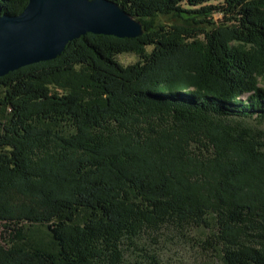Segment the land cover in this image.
<instances>
[{
  "label": "trees",
  "instance_id": "trees-1",
  "mask_svg": "<svg viewBox=\"0 0 264 264\" xmlns=\"http://www.w3.org/2000/svg\"><path fill=\"white\" fill-rule=\"evenodd\" d=\"M113 1L141 37L87 33L0 77V264H129L125 244L167 226L264 264V0Z\"/></svg>",
  "mask_w": 264,
  "mask_h": 264
},
{
  "label": "water",
  "instance_id": "water-1",
  "mask_svg": "<svg viewBox=\"0 0 264 264\" xmlns=\"http://www.w3.org/2000/svg\"><path fill=\"white\" fill-rule=\"evenodd\" d=\"M87 33L138 38L140 20L113 0H29L21 14L0 4V77L60 56L68 43Z\"/></svg>",
  "mask_w": 264,
  "mask_h": 264
},
{
  "label": "rangeland",
  "instance_id": "rangeland-1",
  "mask_svg": "<svg viewBox=\"0 0 264 264\" xmlns=\"http://www.w3.org/2000/svg\"><path fill=\"white\" fill-rule=\"evenodd\" d=\"M165 25H188L184 19L163 17L159 21ZM124 65L138 60L134 53L118 56ZM260 86L264 80L260 79ZM252 125L264 128V123L250 121ZM209 234L208 229L199 227L176 228L167 226L159 231H148L135 240L125 244V257L129 264H227L220 252L207 250L202 241ZM0 228V242L6 237ZM30 241L41 242L51 246V234L46 226H33L27 231Z\"/></svg>",
  "mask_w": 264,
  "mask_h": 264
}]
</instances>
